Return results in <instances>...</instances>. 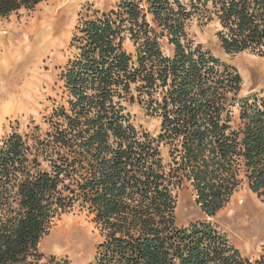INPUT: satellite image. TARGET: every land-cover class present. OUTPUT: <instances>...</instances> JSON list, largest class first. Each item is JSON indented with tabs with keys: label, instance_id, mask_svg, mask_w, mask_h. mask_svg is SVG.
<instances>
[{
	"label": "trees",
	"instance_id": "obj_1",
	"mask_svg": "<svg viewBox=\"0 0 264 264\" xmlns=\"http://www.w3.org/2000/svg\"><path fill=\"white\" fill-rule=\"evenodd\" d=\"M41 1L0 0V17ZM194 19L218 23L225 53L264 58V0H118L79 19L47 129L0 145V264H70L38 246L75 206L102 237L88 264H264L206 220L175 221L185 185L207 217L242 181L264 202V90L240 96L237 69L189 36ZM134 104L159 119L156 135L135 127Z\"/></svg>",
	"mask_w": 264,
	"mask_h": 264
},
{
	"label": "rangeland",
	"instance_id": "obj_2",
	"mask_svg": "<svg viewBox=\"0 0 264 264\" xmlns=\"http://www.w3.org/2000/svg\"><path fill=\"white\" fill-rule=\"evenodd\" d=\"M68 1L42 0L33 10L0 17V145L13 131L24 135L34 126L42 132L47 129L45 117L63 100L60 74L76 53L71 46L75 26L81 17L95 10L100 13L113 9L118 0ZM218 29L217 22L194 19L187 31L195 44L237 69L242 77L241 97L249 102L259 98L264 90V58L250 51L225 53L216 36ZM124 46L134 52L131 41L126 40ZM162 50L169 54L171 47L163 41ZM129 110L138 130L158 133V118L146 115L138 104ZM233 112L236 119L238 109L234 107ZM161 153L164 162H168L165 146L161 147ZM176 194L178 226L206 220L223 232L243 256L255 258L264 253V202L245 181L212 217L205 216L195 204L190 186H183ZM101 239L92 215L75 206L53 218L38 248L45 256L65 258L70 264H88L94 259L96 244Z\"/></svg>",
	"mask_w": 264,
	"mask_h": 264
},
{
	"label": "bare ground",
	"instance_id": "obj_3",
	"mask_svg": "<svg viewBox=\"0 0 264 264\" xmlns=\"http://www.w3.org/2000/svg\"><path fill=\"white\" fill-rule=\"evenodd\" d=\"M68 2H70V0H69ZM62 3H63V2H62ZM228 216H229V217H232L233 215H228ZM228 216H227V217H228ZM244 219H245V218H244ZM240 222L243 224V219H241ZM239 225H240V224H239ZM68 229H69V228H68ZM65 231H66V230H65Z\"/></svg>",
	"mask_w": 264,
	"mask_h": 264
}]
</instances>
